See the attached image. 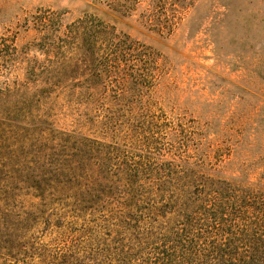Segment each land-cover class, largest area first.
Returning a JSON list of instances; mask_svg holds the SVG:
<instances>
[{
	"label": "rangeland",
	"instance_id": "obj_1",
	"mask_svg": "<svg viewBox=\"0 0 264 264\" xmlns=\"http://www.w3.org/2000/svg\"><path fill=\"white\" fill-rule=\"evenodd\" d=\"M227 186L263 209L264 0H0V264H171Z\"/></svg>",
	"mask_w": 264,
	"mask_h": 264
},
{
	"label": "trees",
	"instance_id": "obj_2",
	"mask_svg": "<svg viewBox=\"0 0 264 264\" xmlns=\"http://www.w3.org/2000/svg\"><path fill=\"white\" fill-rule=\"evenodd\" d=\"M94 24L95 22L91 20V28ZM93 30L94 32L90 34L89 46L94 44L97 34L101 33V30L97 28ZM100 167H103V164H100ZM227 187L226 190H217L210 204L202 208L200 213L203 218H190L173 232L176 244L180 243L183 249L179 250L180 258L171 264H179L180 259L183 261V259L191 258H198L197 264H264V253L261 252L264 235L254 231L256 227L264 228V207L254 213V219L247 217L241 220V211L238 212V216L233 218L228 211L235 205L233 203L235 195H232V186ZM195 224L199 226L196 231L192 230V226ZM163 244L158 247V252L155 254V264H165L170 257L178 253L177 247L174 252H170L166 243ZM200 244H204L208 248L199 252L195 246ZM241 248L244 249V252H240ZM262 254L263 256H261ZM96 264H107V262ZM122 264H148V261L147 258H141L137 262L128 259L124 260Z\"/></svg>",
	"mask_w": 264,
	"mask_h": 264
}]
</instances>
